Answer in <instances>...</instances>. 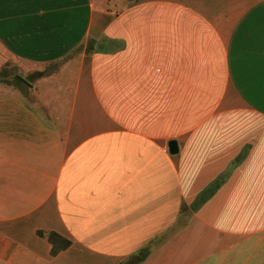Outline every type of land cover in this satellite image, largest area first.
<instances>
[{"label": "crops", "instance_id": "obj_1", "mask_svg": "<svg viewBox=\"0 0 264 264\" xmlns=\"http://www.w3.org/2000/svg\"><path fill=\"white\" fill-rule=\"evenodd\" d=\"M109 2L0 0L18 64L82 49L0 81V264H264V0Z\"/></svg>", "mask_w": 264, "mask_h": 264}, {"label": "rangeland", "instance_id": "obj_2", "mask_svg": "<svg viewBox=\"0 0 264 264\" xmlns=\"http://www.w3.org/2000/svg\"><path fill=\"white\" fill-rule=\"evenodd\" d=\"M121 1L122 0H110L109 3L115 5L119 4ZM81 52L82 49L78 48L58 61L47 63L38 67L31 65L22 66L18 64L17 61L12 58L10 53L0 44V73H2V71L8 70L10 71L12 76L16 73H21L26 78H29V81L37 80L40 74L49 75L51 73H60L61 71L68 70V68L71 67V64H73L72 61L74 59H77V57L80 56ZM28 83L29 82H22L19 85V88H21L22 90H26L28 88Z\"/></svg>", "mask_w": 264, "mask_h": 264}, {"label": "trees", "instance_id": "obj_3", "mask_svg": "<svg viewBox=\"0 0 264 264\" xmlns=\"http://www.w3.org/2000/svg\"><path fill=\"white\" fill-rule=\"evenodd\" d=\"M96 42L97 41L93 38L89 40L87 52H92L93 50H95ZM0 79L1 81L7 84L15 86H19L22 82H29V79L23 76L21 73H16L12 76L10 71L8 70L2 71V73H0ZM38 233L41 236H46L49 239L50 243L52 244V255H57L59 252L64 249H67L72 244L71 239L55 230L44 231L39 229ZM150 251L151 249L149 247H143L139 253L129 257L126 261L121 264H140L147 258Z\"/></svg>", "mask_w": 264, "mask_h": 264}, {"label": "water", "instance_id": "obj_4", "mask_svg": "<svg viewBox=\"0 0 264 264\" xmlns=\"http://www.w3.org/2000/svg\"><path fill=\"white\" fill-rule=\"evenodd\" d=\"M169 151L173 154L179 152V143L176 139H171L169 141Z\"/></svg>", "mask_w": 264, "mask_h": 264}]
</instances>
